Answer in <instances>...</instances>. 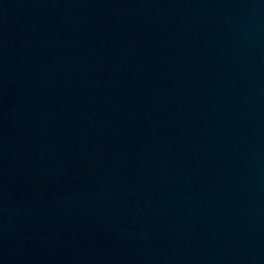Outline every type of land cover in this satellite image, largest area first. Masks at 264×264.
<instances>
[{"label":"water","instance_id":"95a60500","mask_svg":"<svg viewBox=\"0 0 264 264\" xmlns=\"http://www.w3.org/2000/svg\"><path fill=\"white\" fill-rule=\"evenodd\" d=\"M0 264H264V0H0Z\"/></svg>","mask_w":264,"mask_h":264}]
</instances>
